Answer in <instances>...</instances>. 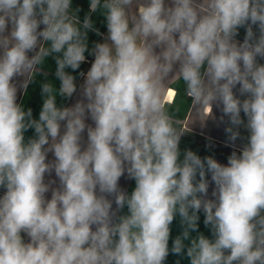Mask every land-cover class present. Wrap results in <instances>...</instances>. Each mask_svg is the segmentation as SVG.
Segmentation results:
<instances>
[{
	"label": "clouds",
	"instance_id": "obj_1",
	"mask_svg": "<svg viewBox=\"0 0 264 264\" xmlns=\"http://www.w3.org/2000/svg\"><path fill=\"white\" fill-rule=\"evenodd\" d=\"M80 11L0 0V264H264V0H89ZM90 32L102 38L91 48ZM49 58L59 87L41 84L34 118L18 96L49 76ZM176 80L203 122L220 112L227 164L181 152L186 131L165 103Z\"/></svg>",
	"mask_w": 264,
	"mask_h": 264
},
{
	"label": "crops",
	"instance_id": "obj_2",
	"mask_svg": "<svg viewBox=\"0 0 264 264\" xmlns=\"http://www.w3.org/2000/svg\"><path fill=\"white\" fill-rule=\"evenodd\" d=\"M73 7H80L81 11L79 16L81 20L84 15L88 12L89 0H73ZM93 21L95 26L99 28L102 33H106V24L101 14H93ZM244 30H240V36L238 39H243ZM102 38L97 36L95 33H89V47L91 48L93 42L100 41ZM87 55V53H86ZM93 58L88 57L87 63L81 65L80 70L86 72L90 67V62ZM264 62V61H261ZM46 70L49 71V76H37L35 81L29 86L27 94H21L18 96V103H21L25 110L32 108L34 118H38L39 111L42 106L43 99L40 94V86L46 80H51L55 86L59 87V81L54 77L55 63L54 60L49 58L46 62ZM71 71V70H69ZM77 76V83H82V78L78 76V73H73ZM57 103L68 104L70 101H66L63 98L57 97ZM165 103L168 104L171 110L176 114V119L179 122V127L186 131L181 137L180 149L183 153L184 150H192L200 155L202 158L205 156H212L217 159L220 163L227 164V158L233 151V147L227 142V136L224 132V124L219 123L220 112L217 109H213V116L215 119L209 118L203 122L207 116V111L203 114L197 113L191 104L190 98H188L183 92L182 81L176 80L170 83L169 90L166 93ZM203 122V123H202ZM242 135L246 136L247 133L242 129ZM34 134L33 130H29L25 135L26 138L31 137ZM242 141L238 140L236 146L239 147ZM120 185L128 193L135 187L134 180L128 179L126 176L120 180ZM211 191V188H210ZM125 212L127 209L124 210ZM203 214L199 222V231L205 236L211 238V232L209 228L203 224ZM182 231L179 218L177 217L171 226V238L169 241V247H171L172 240L180 234ZM196 235V233H193ZM189 264L186 256H176L170 254L167 258L166 264Z\"/></svg>",
	"mask_w": 264,
	"mask_h": 264
},
{
	"label": "built area",
	"instance_id": "obj_3",
	"mask_svg": "<svg viewBox=\"0 0 264 264\" xmlns=\"http://www.w3.org/2000/svg\"><path fill=\"white\" fill-rule=\"evenodd\" d=\"M3 191H4L3 189H0V195H2V194H3Z\"/></svg>",
	"mask_w": 264,
	"mask_h": 264
}]
</instances>
